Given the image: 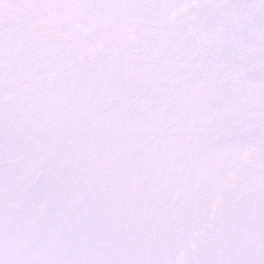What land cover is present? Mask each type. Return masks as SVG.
<instances>
[{
	"label": "snow or ice",
	"instance_id": "6c2138e0",
	"mask_svg": "<svg viewBox=\"0 0 264 264\" xmlns=\"http://www.w3.org/2000/svg\"><path fill=\"white\" fill-rule=\"evenodd\" d=\"M0 264H264V0H0Z\"/></svg>",
	"mask_w": 264,
	"mask_h": 264
}]
</instances>
